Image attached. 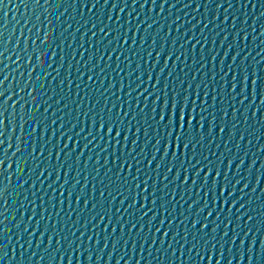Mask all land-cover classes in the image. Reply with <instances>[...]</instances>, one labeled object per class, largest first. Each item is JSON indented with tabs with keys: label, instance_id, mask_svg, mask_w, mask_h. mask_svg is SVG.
Here are the masks:
<instances>
[{
	"label": "water",
	"instance_id": "water-1",
	"mask_svg": "<svg viewBox=\"0 0 264 264\" xmlns=\"http://www.w3.org/2000/svg\"><path fill=\"white\" fill-rule=\"evenodd\" d=\"M0 264H264V0H0Z\"/></svg>",
	"mask_w": 264,
	"mask_h": 264
},
{
	"label": "snow or ice",
	"instance_id": "snow-or-ice-1",
	"mask_svg": "<svg viewBox=\"0 0 264 264\" xmlns=\"http://www.w3.org/2000/svg\"><path fill=\"white\" fill-rule=\"evenodd\" d=\"M164 103H165V108H167L168 107L167 99H165ZM177 111H179L180 133H179V135L176 136V145L175 146L177 149H179L180 142H181V140H183L184 148L187 149V147L190 144L195 143V140H194L193 136L191 135V131H192L191 121L193 119H195L194 116H191V115L189 116V128H188L189 134L187 136H185V134H184V120H185V115L187 113V98H185V100L183 102H179L178 100H175V99L171 102V115L169 116L168 121H167V128L170 130V132H171V130L174 129ZM164 119H165V114L162 113L160 120L163 121ZM108 124H109L108 133L111 134V132H112L111 121H109ZM104 126H105V124L102 121L100 124L101 130H103ZM170 132H169V134H170ZM116 135L117 136L120 135L119 131H117ZM165 145H166V152H167V148H168V146H170L169 142L167 140L165 141ZM218 175H219V173H217V176ZM226 183H227V181H226ZM153 203H155V201H153Z\"/></svg>",
	"mask_w": 264,
	"mask_h": 264
}]
</instances>
